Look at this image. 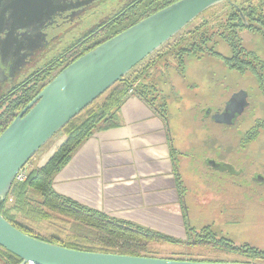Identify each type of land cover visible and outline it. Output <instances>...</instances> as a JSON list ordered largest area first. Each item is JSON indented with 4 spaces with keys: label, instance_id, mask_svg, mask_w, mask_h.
Returning <instances> with one entry per match:
<instances>
[{
    "label": "trees",
    "instance_id": "trees-1",
    "mask_svg": "<svg viewBox=\"0 0 264 264\" xmlns=\"http://www.w3.org/2000/svg\"><path fill=\"white\" fill-rule=\"evenodd\" d=\"M233 5L240 9L246 24L241 21ZM195 20H199V23L184 31ZM195 20L69 120L56 133L63 136V142L53 150L42 166L36 163L26 170L43 146L29 159L22 168L25 169V180L21 183L13 182L6 198L0 201V215L10 225L32 238L77 251L199 262L264 264V251L246 244L236 246L224 238H217L207 227L196 231L188 228L186 222V239L181 241L133 223L112 219L57 194L52 188L54 176L69 161L76 148L95 132L113 125L111 121L130 90L164 120L165 116L167 118L168 99L174 92V87L170 86L169 90L163 89L162 92L159 86L163 84L162 75L173 64L177 77L190 88L187 95L182 93L186 100L198 96L200 79L206 80L211 86L216 83L214 78L220 69L219 64L240 75L250 74L256 79L260 94L264 95V62L244 46L240 36L242 31L257 35L264 46V0L224 2L206 10ZM136 23L129 22L119 31ZM120 32L96 38L90 46L68 54L65 62H59L48 69L36 85L12 100L0 113V134L59 71ZM220 44L226 47L225 51L219 49ZM193 72L198 73V79L189 80ZM180 136L178 131L172 130L174 156L182 144L197 140L193 134L188 137L184 134L183 137ZM177 179L179 194L182 195L179 174ZM153 245L187 246L190 249L208 247L219 254L240 260L201 259L191 257V254L190 257H163L151 249ZM2 251L6 257L5 264L20 263L18 257L3 249Z\"/></svg>",
    "mask_w": 264,
    "mask_h": 264
},
{
    "label": "flooded vegetation",
    "instance_id": "flooded-vegetation-1",
    "mask_svg": "<svg viewBox=\"0 0 264 264\" xmlns=\"http://www.w3.org/2000/svg\"><path fill=\"white\" fill-rule=\"evenodd\" d=\"M176 1L0 0V113L36 85L48 69L65 62L68 54L90 46L100 36L120 32L127 23L139 22ZM170 68L175 69V65ZM254 82L248 87L222 86L218 103L209 107L201 108L194 102L191 115L205 125L207 142L212 140L211 126L204 122L219 127L217 137L213 138L217 144L216 159L207 157L202 164L222 171L210 182L205 180L206 188L195 203L212 206L217 213H230L232 208H238L243 215L253 204L264 211V147L257 141L264 132V95L260 94L256 79ZM239 92L245 94V105L242 111L231 113L227 109L233 108L230 98ZM256 108H261L262 115H254ZM213 115L223 116L224 120L214 123ZM232 115L230 122L225 120ZM178 150L182 151L180 147ZM180 165L177 170L183 164ZM180 182L185 184L181 176ZM179 197L186 213L187 203L182 195ZM243 219L239 221L243 223ZM5 259L0 247V264H5Z\"/></svg>",
    "mask_w": 264,
    "mask_h": 264
},
{
    "label": "water",
    "instance_id": "water-1",
    "mask_svg": "<svg viewBox=\"0 0 264 264\" xmlns=\"http://www.w3.org/2000/svg\"><path fill=\"white\" fill-rule=\"evenodd\" d=\"M231 0H178L99 44L59 71L0 134V201L17 173L69 120L206 10ZM241 21L246 20L233 5ZM245 94L230 98L240 112ZM229 106V105H228ZM233 115L225 119L229 121ZM214 123L224 120L213 115ZM230 122V121H229ZM214 165L212 162L210 163ZM0 247L19 264H255L199 262L72 250L32 238L0 215Z\"/></svg>",
    "mask_w": 264,
    "mask_h": 264
},
{
    "label": "crops",
    "instance_id": "crops-1",
    "mask_svg": "<svg viewBox=\"0 0 264 264\" xmlns=\"http://www.w3.org/2000/svg\"><path fill=\"white\" fill-rule=\"evenodd\" d=\"M111 123L76 148L53 190L112 219L182 239L187 220L167 122L130 92Z\"/></svg>",
    "mask_w": 264,
    "mask_h": 264
},
{
    "label": "rangeland",
    "instance_id": "rangeland-1",
    "mask_svg": "<svg viewBox=\"0 0 264 264\" xmlns=\"http://www.w3.org/2000/svg\"><path fill=\"white\" fill-rule=\"evenodd\" d=\"M197 23H199V20L192 22L184 29V31L191 29L197 25ZM240 36L244 46L247 49L252 50L264 62V46L259 37L245 31H242ZM219 49L225 51L226 47L223 44H220ZM218 66H220V69L216 78H214L217 80L216 83L211 86L206 80L200 79V85L197 88L198 96L193 99L186 100L182 96V93L187 95L190 88H187L180 78L177 77L174 69L170 68L166 73H164V75H162L161 80L163 81V84L159 86V89L162 90V92L163 89L169 90L170 86L174 87V92L171 93L168 99V116L167 118L165 116V121L171 130L170 132L174 129L178 131L179 136L181 135L180 137H183V134L187 137L193 134L197 138L195 142H189L185 145H181L182 147L180 146V149L182 151L177 149L174 156L176 164H183L182 166L180 165L181 168L179 167L178 172L183 182H185V187L184 185H181V194L182 199H184L188 206L187 212L185 213L187 227L200 231L202 227L206 226L215 234L217 238H226L236 246L248 244L249 246L264 250V211L260 210L257 205L253 204L249 209H246L247 212L241 215L238 208L234 210L232 208L230 213H217L212 210V206L207 207L195 203V198L197 197L201 199L203 189L206 188L205 180L208 179L209 181H207L210 182L213 178L222 173V171L214 168L209 169L204 163L202 164V161H205L207 157L212 160L216 159L217 144L213 138L215 139L217 137L219 127L215 124L213 125L212 123H208L207 121L204 122L206 125L211 126L209 136L212 139L211 141H214V143H212V146L209 147L211 141H206L205 125L200 124V120L196 117L193 118L191 115L194 110V101L196 100L197 104H199V107L201 108L209 107L211 104L213 105L218 103L219 92L223 91V87L232 84L248 87L250 85H254L255 83L254 78L250 74L240 75L235 71L221 66V64ZM190 79H198V73H191L189 76V80ZM211 88L213 89L209 90ZM260 109L261 108H256L254 110L257 111L254 114L255 116L262 115V112H259ZM63 140L64 138L60 134L54 135V137L48 140L44 144L43 148L35 155L30 164L27 165L26 170L29 166L31 167V165L38 163L41 155H43V164L50 156L53 149L61 144ZM257 141H259L258 145H262V147H264V132L259 134ZM192 143L195 144L193 145ZM184 152L186 156H183ZM241 217H244L243 223L239 221ZM237 221H239V223H236ZM41 234L44 235V233ZM185 239L186 237L184 234L183 238L179 240L184 241ZM151 249L163 257L175 255L190 257L192 255L191 257L201 259L218 258L225 260H240L237 257L219 254L215 250L213 251L208 247H196L190 249L187 246L176 247L173 245H153L151 246Z\"/></svg>",
    "mask_w": 264,
    "mask_h": 264
},
{
    "label": "built area",
    "instance_id": "built-area-1",
    "mask_svg": "<svg viewBox=\"0 0 264 264\" xmlns=\"http://www.w3.org/2000/svg\"><path fill=\"white\" fill-rule=\"evenodd\" d=\"M130 92H132V91L130 90L129 93H130ZM25 178H26L25 170H24V169H21V170L17 173V175L15 176L14 182H16V183H21V182H23V181L25 180ZM26 264H34V263H32V262H28V263H26Z\"/></svg>",
    "mask_w": 264,
    "mask_h": 264
}]
</instances>
